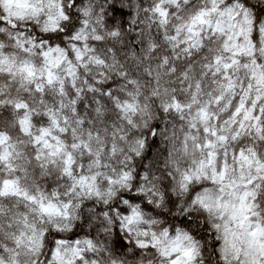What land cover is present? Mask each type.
I'll return each mask as SVG.
<instances>
[{
    "label": "clouds",
    "instance_id": "9594fccd",
    "mask_svg": "<svg viewBox=\"0 0 264 264\" xmlns=\"http://www.w3.org/2000/svg\"><path fill=\"white\" fill-rule=\"evenodd\" d=\"M0 264H264V0H0Z\"/></svg>",
    "mask_w": 264,
    "mask_h": 264
}]
</instances>
